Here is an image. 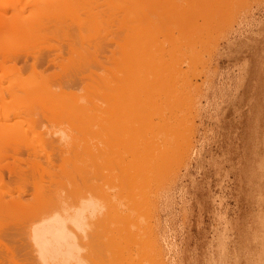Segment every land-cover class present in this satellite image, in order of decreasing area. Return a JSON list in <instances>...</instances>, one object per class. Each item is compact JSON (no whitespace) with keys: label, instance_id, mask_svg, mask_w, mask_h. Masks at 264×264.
I'll return each mask as SVG.
<instances>
[{"label":"rangeland","instance_id":"obj_1","mask_svg":"<svg viewBox=\"0 0 264 264\" xmlns=\"http://www.w3.org/2000/svg\"><path fill=\"white\" fill-rule=\"evenodd\" d=\"M13 55L17 65L4 62ZM37 71L55 100L30 96ZM0 94V245L14 248L19 264H43L27 239L30 227L41 234L40 217L57 207L65 214L72 202L109 206L93 187L111 173L135 176L128 160L145 150L137 141L134 152L131 137L151 130L167 131L171 157L145 175L138 190L148 200L128 209L137 220L118 232L141 237L151 225L150 264H224V244L225 264H256L264 177L251 172L264 140V0H0ZM103 185L104 196L129 188ZM57 217L43 243L65 253L58 264H116L106 243H93L107 220ZM2 250L0 264H14Z\"/></svg>","mask_w":264,"mask_h":264},{"label":"bare ground","instance_id":"obj_2","mask_svg":"<svg viewBox=\"0 0 264 264\" xmlns=\"http://www.w3.org/2000/svg\"><path fill=\"white\" fill-rule=\"evenodd\" d=\"M122 3H124V4H126V3H128V0H120V4H122ZM45 26V25H44ZM43 26V27H44ZM185 31V30H184ZM185 32H187V30L185 31ZM186 38H188V37H186ZM19 54V56H20V53H18ZM17 54V55H18ZM17 55L15 56V55H13V56H11V57H9V58H11V60L8 58V57H6L5 59H4V62H6V61H8V62H12V61H14V64L15 65H17ZM44 60H46L47 62H49L47 59H45L44 58ZM16 61V62H15ZM45 61V62H46ZM13 63V62H12ZM8 64V63H7ZM14 64L12 65V66H14ZM8 67H10V65L8 64L7 65ZM6 66V63H4V66L3 65H1V68L2 69H5V67H7ZM163 66V65H162ZM8 67L6 68V69H8ZM164 68H165V66H163ZM161 68V71H162V73H163V71L165 70L164 68ZM15 68H17V66H14V68L13 69H15ZM12 69V70H13ZM14 71H16V70H14ZM161 71L158 73V74H162L161 73ZM9 72H10V70H9ZM38 72V71H37ZM36 72V74H38V78L35 80V83H34V86H32V88L31 87H29V89L30 90H32L31 92H30V96H34L35 98H38V99H40L41 100V104H43V103H47V102H49L50 100H55V97L52 95V93L55 91V89L54 88H48V90L45 92V91H42V88L44 89V87H42V81H43V79H44V76H43V74H40L39 72L37 73ZM126 72V71H125ZM125 72H123V73H125ZM130 72V71H129ZM35 73V72H34ZM122 73V74H123ZM132 73V72H131ZM131 73H129V74H131ZM59 74V73H58ZM53 75V74H52ZM55 75H57V74H55ZM124 75V74H123ZM128 74L126 73V76H127ZM60 76V75H59ZM122 76V75H121ZM126 76L124 75V77L126 78ZM56 77V76H55ZM121 78V77H120ZM45 80V79H44ZM121 80V79H120ZM123 80V79H122ZM124 81V80H123ZM146 82V81H145ZM145 82L143 83L144 85H145ZM150 83V82H149ZM148 83V84H149ZM147 84V85H148ZM146 86V85H145ZM79 87V86H78ZM27 91V90H26ZM28 93V92H27ZM121 93H123V92H121ZM65 94V92L64 91H61L59 94H58V96H56V100L57 101H62V99H63V95ZM0 98H1V94H0ZM122 101H123V99H121ZM119 101V100H118ZM120 102V101H119ZM117 105H118V103L117 102H115ZM163 104L162 103H159L158 104V109L160 110V108H161V106H162ZM261 106H262V104H261ZM263 106H264V103H263ZM262 106V107H263ZM112 107H114V105L112 106ZM261 108V107H260ZM114 109V108H113ZM162 109H164V107L162 106ZM159 110H158V112H159ZM161 112H162V110H161ZM259 112V111H258ZM262 112H264V111H262ZM262 112H261V115L263 116V114H262ZM260 113V112H259ZM258 114V113H257ZM260 114H259V116L258 117H261V119H260V121L262 120V116H261ZM263 118H264V116H263ZM151 119H152V116L150 117V115H148V116H146V118H145V120H146V122L147 123H150V121H151ZM256 120V119H255ZM258 120V119H257ZM185 121V120H184ZM258 122V121H257ZM254 123H256V122H254ZM146 125H148V127H150V124H146ZM255 125V124H254ZM258 125V123H256V127H258V129H259V127L260 126H257ZM260 125H262V124H260ZM264 125V124H263ZM147 127V126H146ZM147 127V129H146V131L148 130H151V129H149ZM255 127V126H254ZM264 128V127H263ZM261 130V129H260ZM166 132L167 131H161V130H158L157 132L156 131H154V130H151L150 132H147L146 134L144 133L142 136H139V135H136V137H134L133 136V138L131 137V140H130V138H128V141H125L124 143H128V145H129V141H131V146H133L134 144L136 145V147H138V144L139 145H141L142 144V146H139V147H142L141 149H144L145 150V152H143L142 154V156H135V155H133V153L135 152V145L133 146L134 147V152H133V147H130V145H129V147L128 148H130V149H132V150H129L128 148H127V152L129 153L130 152V154H131V152H132V154L131 155H133V156H135V157H133L132 156V159L131 158H129V159H131V160H128V161H130V162H134V164H133V168L136 170V171H138V173L135 175V176H133V177H131L128 181L126 180V179H124V180H119L117 177H116V174H114V173H111V175H108V177H105L104 179H103V183H98V184H96V186L95 187H93L94 188V191L95 192H97L102 198H101V200H102V202L101 203H105V202H108L109 203V206H107V207H104V208H101L100 206H99V208L97 207L96 209L94 208V206L92 205V202L91 201H89V202H86V203H76V202H72V204L71 205H67L68 207H66V204H64L65 205V208H66V212H65V214L64 213H62L60 210H57V209H59L58 207L56 208V209H54V211L52 212L49 208V211H51L52 213H49V211H48V213L49 214H47V213H45V214H47V215H44V216H42V217H40V223H39V226H38V231L41 233L39 236H33L32 234H34V232L33 231H35V229L36 228H34V227H30V229H29V232H28V240H29V242H30V246H31V248H32V252H33V250H34V256H36L39 260V262L40 263H43V264H58V263H60L63 259H64V252L63 253H61V252H59V251H57L56 249H54V248H51V247H49V248H47V249H45V244L43 243L44 242V240H46L47 241V239H48V235H49V233H48V231L52 228V224L54 223V220H56V219H58V215H64V216H67L69 219L70 218H80L83 214H87V213H91V215H92V219L94 220V222L95 223H101L102 221H104V220H107L108 222L104 225V226H101V227H99V229L97 230V234L96 235H94V244L96 243V242H99V241H102L101 242V244L100 243H98V244H100V247H101V245H103L104 246V243H106V246H104V247H106V249H107V251L109 250L110 252H112V257L114 258V261H115V263L117 264V263H119V264H121V262H122V264H145V262H148V264H150L151 262L153 263H155V261H152L154 258V256L155 255H153L154 253L152 252V250L154 249L153 248V244H152V240L150 241V239L149 238H151V237H149V235H151L152 234V227H151V225L149 226L148 225V228L146 229H144V231H143V233H142V236L141 237H139V236H132V237H130V235H128L129 234V230H126V229H124V230H121V231H119L118 232V229H120L122 226H129V225H132L136 220H137V217H138V215H139V212L138 211H130L129 213H128V209H131L132 208V210H133V208H135L138 204H140L141 202H144V201H147L148 200V196L147 195H145V194H141V193H139V190L138 189H141V187H143V185L146 183V182H148L149 180H150V178L151 177H149V176H145L147 173H149V172H151L152 171V169L156 166V163H158L159 161H162V162H167V161H169V159H170V157H171V153H170V151L169 150H165L164 148H163V145H164V142H163V138H164V135L166 136V135H169V134H166ZM255 132H257V129L255 130ZM259 132V131H258ZM257 132V133H258ZM252 133H254V131L252 132ZM137 136H139V138H141L140 140H138L139 138L137 137ZM258 136V135H257ZM256 136V137H257ZM127 139V138H126ZM125 139V140H126ZM136 140V143H135V141L134 140ZM258 139V138H257ZM256 139V142L258 141ZM254 140H255V138H254ZM137 141H138V144H137ZM260 143V142H259ZM133 144V145H132ZM126 145V144H125ZM152 146H156V150L155 151H148V149L149 148H151ZM256 146V147H255ZM253 148V152H252V154H253V156H252V159L253 160H257L258 158L260 159V161L256 164V165H254V162H253V164H252V177H254L253 175L255 174V177L253 178V180H257V179H259L258 177H261V178H263L264 177V153H263V155L262 156H260V154H261V151L263 150V152H264V140H263V143L260 145H255ZM123 147V146H122ZM125 152V149L124 150H120V152ZM47 152V151H46ZM45 152V153H46ZM49 152V151H48ZM119 152V153H120ZM122 152H121V154H122ZM126 152V153H127ZM125 153V155H127ZM38 154V153H37ZM49 153H47V155H48ZM35 155V154H34ZM105 156V154H102L101 156ZM181 155V154H180ZM123 156V155H122ZM38 157V156H37ZM120 157V156H119ZM105 158V157H104ZM120 158H122V157H120ZM177 158V157H176ZM124 159V158H123ZM37 160L39 161V159L37 158ZM177 160H178V158H177ZM182 160H183V158H182ZM125 161V160H124ZM179 161H181L180 159H179ZM40 162V161H39ZM120 162H121V160H120ZM48 163V162H47ZM251 164V163H250ZM8 170H9V172L8 173H10L11 171H12V169L13 168H7ZM118 169H119V167H118ZM11 170V171H10ZM251 171V170H250ZM115 172H117L116 170H115ZM16 173V172H15ZM14 173V174H15ZM45 173V172H44ZM10 175V174H9ZM49 175H51L52 177H53V175L52 174H49ZM70 175V174H69ZM141 176H143L144 177V180H142L141 179ZM258 176V177H257ZM49 177V176H48ZM248 177H250V176H248ZM72 178V177H71ZM74 178V177H73ZM48 179V178H47ZM250 179V178H249ZM252 179V178H251ZM69 180H70V178H69ZM74 180V179H73ZM4 181V182H3ZM52 181V180H51ZM51 181H49V182H51ZM258 181V180H257ZM264 181V180H263ZM1 182L2 183H5V178H4V176L2 175V173L0 172V184H1ZM75 182V181H74ZM167 182V181H166ZM256 182V181H255ZM259 182V181H258ZM91 183H93L92 181H91ZM107 184V185H109V187H111L112 189H122V188H124L126 185H129V188H128V190H126L125 191V193H123V192H121V191H119V190H117L116 192H114L113 194H110V195H106V196H104V188H105V186L103 185V184ZM260 183V182H259ZM261 183H263V182H261ZM252 184V183H251ZM255 185V184H254ZM257 185V184H256ZM261 185V184H260ZM163 186V185H162ZM258 186V185H257ZM90 188H92V187H90ZM92 188V189H93ZM260 190V189H259ZM257 192V191H256ZM20 193V192H19ZM261 194V193H260ZM81 194H79L78 196H80ZM20 196V195H19ZM19 196H17V197H19ZM118 197V196H124V198L122 199V200H120V202H117L118 200H115V201H112L113 200V198L114 197ZM79 197H77V199H78ZM81 198H83V196L81 197ZM20 199V198H19ZM19 199H18V201H19ZM37 199V198H36ZM39 199V198H38ZM42 199V197L40 198V200ZM14 200H17V198L16 199H14ZM17 201V202H18ZM73 201V200H72ZM74 201H75V199H74ZM77 201V200H76ZM42 202H43V200H42ZM42 202H40L41 204H42ZM261 202V201H260ZM263 202V201H262ZM23 203V202H22ZM25 203V202H24ZM37 203L38 204H40L38 201H37ZM36 203V204H37ZM62 203V202H61ZM70 203V202H69ZM74 203H76V204H74ZM263 204V203H262ZM61 204L60 203H58V206H60ZM255 205V204H254ZM260 205V204H259ZM68 208H70V210L68 209ZM101 208V209H100ZM47 210V209H46ZM65 210V209H64ZM4 213V212H3ZM126 213L127 214H129V215H126ZM3 215H5V214H3ZM66 217V219H68ZM260 219V218H259ZM260 221H261V226H260V224H259V230L257 231V233H256V235H255V237H254V241H255V243H253V244H255V247L254 248H256V249H252V251H254L255 250V253L257 254V260H256V264H264V215H263V217H262V219H260ZM254 226H257L258 227V225H257V223H256V225H254ZM28 228V227H27ZM255 229V228H254ZM26 231H28V229L26 230ZM249 231V230H248ZM10 232V231H9ZM111 232H112V234H111ZM253 232V231H252ZM32 233V234H31ZM108 233H110L111 234V237H110V240L109 239H107V241H106V237H107V234ZM9 234V233H8ZM251 234V233H250ZM14 235V234H13ZM35 235V234H34ZM247 235H249V234H247ZM26 236V235H25ZM39 237V238H38ZM103 237H105L104 239H105V241H104V239H103ZM252 237V236H251ZM11 238V237H10ZM113 239V240H112ZM149 239V240H148ZM251 239H253V237L251 238ZM112 240V241H111ZM146 240H148L149 242H147ZM248 241H249V238L247 239ZM1 241V240H0ZM246 241V240H245ZM253 241V242H254ZM3 242V241H2ZM2 242H1V244H2ZM104 242V243H103ZM250 242H252V240L250 241ZM249 242V243H250ZM6 243V242H5ZM9 243V242H8ZM149 244V245H147V244ZM3 244H4V242H3ZM0 245V249L2 250V248L4 249V251L7 253L6 254V256H10L11 258H13V259H11L10 257V259H11V261L12 260H14V264H16L17 262H18V264L19 263H21V261H18V259H14V256L16 255L15 253H13V251H11L12 249L14 250V248H11L10 246H8L7 244H5V245ZM94 244H93V246H94ZM151 244H152V246H151ZM229 244V243H228ZM231 244V243H230ZM245 245V244H244ZM246 245H248V244H246ZM252 245V244H251ZM2 246V247H1ZM8 246V247H7ZM96 248L95 249H97V247H99V245L97 246V243H96ZM146 246H149V249L151 250V256L148 254V252L150 251ZM151 246V247H150ZM248 246H250V245H248ZM9 247H10V249H9ZM13 247V246H12ZM15 247V246H14ZM22 247V246H21ZM252 247V246H251ZM133 248H137V254H136V256L134 255V256H132V255H126V256H121L120 255V253H122V252H124L126 249H133ZM156 248V247H155ZM99 249H101V248H99ZM246 249V248H245ZM250 249L251 248H249L248 250L250 251ZM8 250H9V252H10V255H9V252H8ZM105 250V248L103 249V247H102V249H101V252L103 251V253L104 252H107V251H104ZM161 250V249H160ZM159 250V251H160ZM230 249H228V245L227 244H224V264L225 263H227V261H228V259L230 258L228 255L231 253V252H229V254H228V251H229ZM3 250H2V252H4ZM26 251V250H25ZM25 251H23V253L25 252ZM154 252H155V249L153 250ZM230 251H232V250H230ZM4 252V253H5ZM18 252V251H17ZM31 252V253H32ZM99 252H100V250H99ZM244 252H245V250H244ZM248 252V251H247ZM0 253H1V251H0ZM19 253V252H18ZM66 253H68V252H66ZM153 253V254H152ZM253 253V252H252ZM251 253V254H252ZM255 253H253L254 255H255ZM13 256H12V255ZM29 254V253H28ZM3 255H5V254H3ZM2 255V256H3ZM20 255V254H19ZM63 255V256H62ZM232 255V254H231ZM234 255V254H233ZM20 256H23V255H20ZM19 256V257H20ZM53 256L55 257V259L57 260V262H55L54 261V258H53ZM248 256H250V253L248 254ZM246 254H245V256L244 257H242V258H245V257H248ZM253 256V255H252ZM252 256H250V258L252 257ZM0 257H1V254H0ZM4 258H5V256H3ZM35 257V258H36ZM157 257V256H156ZM235 257V256H234ZM254 257H256V256H254ZM62 258V259H61ZM232 258V257H231ZM230 258V259H231ZM238 258H240V257H238ZM242 258H241V260H242ZM29 259V258H28ZM256 259V258H255ZM1 260H2V258L0 259V262H1ZM157 260H159V259H157ZM248 260H250L251 261V259H249V257L247 258V263H248ZM38 261H36V262H38ZM237 260L235 259L234 260V262H236ZM239 261V260H238ZM238 261H237V263H238ZM13 262V261H12ZM23 262H25L24 261V259H23ZM23 262H22V264H23ZM33 262V261H32ZM252 262L253 261H251V264H252ZM159 262H157V264H158ZM25 264V263H24ZM28 264V263H27ZM39 264V263H38ZM159 264H161V262L159 263ZM231 264V263H230ZM239 264H241L240 262H239ZM243 264V263H242ZM244 264H245V262H244ZM249 264V263H248Z\"/></svg>","mask_w":264,"mask_h":264}]
</instances>
